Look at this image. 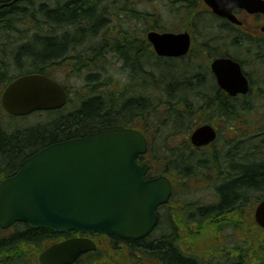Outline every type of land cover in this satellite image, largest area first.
<instances>
[{"label": "trees", "instance_id": "obj_1", "mask_svg": "<svg viewBox=\"0 0 264 264\" xmlns=\"http://www.w3.org/2000/svg\"><path fill=\"white\" fill-rule=\"evenodd\" d=\"M12 1L0 0V4L6 5L0 9L1 25L8 19L11 26L15 20L30 18L31 23L37 25L29 45H22L10 53L15 57L17 73L53 75L56 70L67 77H83L84 84L80 86L79 99L71 97L69 104L61 110L35 113L44 120L33 123L28 122L29 116L16 118L6 114L0 104V178L16 173L27 157L49 144L103 129L135 126L136 120L141 126L140 118L144 116L149 140L146 158L152 164V173H164L171 162L174 175L188 179L187 184L192 180L194 183L191 184L196 186L207 184L214 195L222 196L223 202L219 206L202 210L204 226L207 220L214 222L223 212L226 215L227 205L232 204V211H243L242 197L254 194L250 190L259 193L256 197H262L264 191L257 185L264 183V166L245 168L235 164L236 169L240 167L241 177L222 182L220 174L214 171L223 164L214 146L210 147L211 153H201L205 148H195L187 139L197 121H211V116L217 113L225 116L229 109L235 108L238 112L237 105L243 107L242 102L247 96L231 97L219 89L209 67L214 58L229 56L239 61L245 70V55L249 54L250 44H258L257 41L249 43L237 28L223 23V19L208 10H201L202 0H165L166 8L178 21L172 29L162 24L163 16L151 6L155 0H28L27 6L20 2L8 5ZM35 2L37 6L33 5ZM59 3L62 4L57 6ZM131 3L135 6L127 5ZM126 12L135 15L128 25L121 20ZM110 17L114 28L106 23ZM138 25L145 27L144 32L140 27L136 28ZM215 27L217 35L212 32ZM183 28L193 38H203L201 44H193L190 53L196 52L205 61L201 66L187 60L190 54L178 59L159 57L152 52L145 36L148 30L178 32ZM217 44L232 47L235 52L223 50ZM251 57L256 59L257 55L253 53ZM1 76L0 83L4 86L18 77L8 78L9 72L4 69ZM206 83L214 86L209 88ZM141 88L146 91V96L140 100ZM150 89L155 92L153 101L147 98ZM180 105L187 110L179 108ZM149 114H153L152 125ZM200 115L205 119L198 117ZM193 117L198 120L194 121ZM185 135L188 136L178 148L170 147L177 137ZM227 144L231 145L229 141ZM161 148L167 149L169 154H161ZM225 155L229 157L228 153ZM188 213L190 219H187L186 229H163L161 219L157 229L145 239L130 241L109 237V240L125 244L122 264L131 263L132 259H137V264H196L195 241L189 243L190 238L195 239V229L191 227L195 224L194 209L188 208ZM15 227L18 232L28 230L22 234L16 232L18 234L11 236L10 241H0L1 247L9 242L7 264H34L44 249L47 235L66 237L46 229H31L21 223ZM213 230L222 229L209 232ZM96 236L98 239L95 240L99 242L104 234ZM187 246L193 248L191 253L185 252ZM251 246L255 247L256 254L261 250L264 255V237L260 242L252 241ZM4 249L0 253L5 252ZM102 258L103 255L95 251L84 255L76 264H101ZM260 263L264 264V260Z\"/></svg>", "mask_w": 264, "mask_h": 264}, {"label": "water", "instance_id": "obj_2", "mask_svg": "<svg viewBox=\"0 0 264 264\" xmlns=\"http://www.w3.org/2000/svg\"><path fill=\"white\" fill-rule=\"evenodd\" d=\"M18 1L26 0L13 3ZM204 1L216 14L238 24L235 8L264 13V0ZM149 41L164 57L184 56L192 45L188 32L153 31ZM211 69L220 88L230 95L249 91L238 61L217 58ZM67 101L65 88L41 74L14 80L2 96L3 107L14 116L58 109ZM216 137L214 127L207 124L197 128L191 140L195 146H205ZM147 151V138L132 128L105 129L48 145L25 159L18 172L0 184V226L6 229L23 222L33 229L58 233L104 232L127 240L145 238L158 224L157 208L169 202L172 193L167 177H147L150 166L139 160ZM256 220L264 227V201L257 207ZM96 248L88 237L70 238L47 248L39 261L73 264Z\"/></svg>", "mask_w": 264, "mask_h": 264}, {"label": "flooded vegetation", "instance_id": "obj_3", "mask_svg": "<svg viewBox=\"0 0 264 264\" xmlns=\"http://www.w3.org/2000/svg\"><path fill=\"white\" fill-rule=\"evenodd\" d=\"M60 4L62 3H59L57 6H59ZM127 5L135 6V4H132V3L127 4ZM233 13L240 20V24H234L227 19H223V23H228L232 25L233 27L237 28L239 31H241L249 43H251L252 41L258 42V44H254V45L250 44L249 54L246 57L245 75L249 81V91L245 95L247 96L245 105L248 106L250 101L254 99L255 95H258L257 94L258 87L257 85H255V82L253 80L255 71H259L260 76H263L264 78V14L263 13L251 14L239 8L235 9ZM215 17L218 18V16H215ZM134 18H135V15L133 13L126 12L124 15H122L121 20L126 25H128V23ZM9 21H10L9 19L5 20L4 21L5 24L3 25L0 24V26L7 25ZM106 23L110 24L111 27L114 28L112 24V17H110V19H108ZM138 27H140L142 31L144 32L145 27L138 25L136 28ZM150 31L152 30L147 31L145 35L146 39H147V34ZM256 48H257V51H256ZM150 49L152 50V52H154V48L152 44H150ZM253 53L257 55L256 59H253L251 57ZM257 65L260 68L259 70L257 68ZM54 71L58 73L56 70ZM141 99H142V95H141ZM263 105H264V102H263ZM261 107H262L261 109H263L262 118L264 119V107L263 106ZM142 130L144 131V129ZM260 132L262 133V136L264 137V132H262V130H260ZM210 147L211 146H205V147H199V148L200 149L202 148L210 149ZM262 149L263 151H261L260 156H258L259 159L252 160V159L247 158L246 156L249 155V152H247L246 155L243 157L244 159L243 161L234 162L233 158L231 157V148H230L228 154H229L231 162L228 163L229 169L227 168V171H226L227 176H228V173L230 172V176L227 177L226 181L232 182L235 179L241 177L240 172H239L240 167L236 169L235 164H238L240 166L244 165L245 168L264 166V146L262 147ZM172 165L173 164L171 162L168 163L167 164L168 169L163 173L165 176H167L170 179L172 183V194H171L169 202L160 206L157 209V213L159 216V224L161 222V219H163V225H162L163 229H186L187 219H190L189 218L190 212L188 213L187 203L182 202L180 199V196L176 198L179 190L181 189V178L174 175L175 172L171 168ZM220 169L219 170L214 169V171H216V174H220L221 181L225 182L226 175L222 174L223 172L222 170L220 171ZM241 171H244V169ZM150 173H151V170H150ZM5 178H0V184ZM257 186H259L264 191V183L259 184ZM249 187L251 186L249 185ZM252 191L255 192V190H250V192ZM263 200H264V192H263L262 197H258L257 200H252V195H243L242 197V201H244L243 211H240V210L232 211L231 210V208H233L232 204L227 205L225 206L227 207V211H228L226 215L224 214L225 212H223L220 218L217 220H214V222H213V219L207 220L205 226L203 225L204 217L202 216V212H203L202 210L204 209L211 210L212 208L208 206H214V207L219 206L223 202V199H222V196L220 195H213V197L209 196L207 203H202V199L197 200L198 202L195 204V207H194L195 224L191 226L195 229V239L190 238V242H189L191 244V242L195 241L194 243V253H195L194 255H196L195 263L196 264H204V263H207V264H262L263 262L262 263L260 262L264 260V255L261 254L262 252L261 250L259 251L258 254H256L255 247L251 246V242L252 241L260 242L262 237H264V233H261V230L264 231V228L262 226H259L256 220L257 207ZM245 205H247L246 209H245ZM251 219L253 220V222H251ZM179 220L181 221V225L179 224ZM220 224H223V226L221 227ZM211 229H222V230H219V231L213 230V232H209ZM27 230L28 229L25 228L24 231L18 232V229H16L15 225L10 228H6V229L0 226V241H4V240L10 241L11 236L18 234V233L22 234L23 232H26ZM230 230L231 232L229 233ZM232 233L233 235L236 233L237 237L239 238L241 237L242 240L238 239V241L236 242L233 238ZM60 235L62 236L65 235L66 237L60 238L57 236L53 237L50 234L47 235L48 238H46L44 245L46 244L50 246L51 244H54L58 241L60 242L68 238L80 236V235H66V234H60ZM104 236L101 237V241L99 242L95 240V239H98L96 235L92 236V238L98 244V248L96 251H99L103 255V258L101 259V264H122L121 255L123 254V249L125 247V244H123V242L110 241L109 237L111 236H108L105 234ZM212 241H214L212 243V247L201 245V243L203 242L211 243ZM8 243H5L4 245H2V247L0 246V251H2L3 247L5 248L4 249L5 252L0 253V264H7L8 262L7 260L9 258V252H10L9 248L7 247L9 246ZM42 245L43 244L41 243L40 247ZM190 249H193V248L190 246L189 247L187 246L184 250L185 252L191 253ZM35 262L36 263L34 264H40L38 257L35 259ZM127 264H137V259H132L131 263H127Z\"/></svg>", "mask_w": 264, "mask_h": 264}, {"label": "rangeland", "instance_id": "obj_4", "mask_svg": "<svg viewBox=\"0 0 264 264\" xmlns=\"http://www.w3.org/2000/svg\"><path fill=\"white\" fill-rule=\"evenodd\" d=\"M166 2L167 1L165 0H155L154 2L151 3V6L156 11V13L163 16L162 24L167 26L169 29H172L174 28V26H176L178 21H176V19H174L171 16L170 12L166 8V5H165ZM33 5L37 6L38 4L37 2H35ZM23 6H27V4L24 3ZM200 6H201L200 8L201 10H206V9L208 10V7L202 5V3H200ZM201 10H199V12H201ZM36 28H37V25H33L31 23V18L27 20L20 19L19 21L15 20L13 21V25L11 26H8V24L4 26H0V82L2 81V76H1L2 69L7 70L9 72L8 78L18 75L16 74L17 68L15 64V57H13V55L10 53L13 49H15V52H16L17 48L22 45H29V43L33 40L35 36ZM184 28L182 31H185ZM212 32L214 35L219 34L216 31V27L212 30ZM201 41H203V38L200 36H197L196 39L193 38V44H199V43L201 44ZM217 45L222 47L223 50L226 48V49H229L231 53L232 51L235 52V50L232 47L224 46L222 44H217ZM198 54L200 55L199 52ZM204 58L208 59V56H204ZM187 60L193 63L194 65H200V66L204 61L203 59L201 60L200 56H198L196 52L194 55L190 54ZM210 62H211V59H210ZM209 68L211 71V67ZM257 68H258V65H257ZM56 75L59 81H65L64 83L67 85L69 90L72 91V97L79 99L78 97L79 89H80V86L84 84L83 79H82L83 77L80 78L76 75L74 77H67V76H64L62 72H58V74ZM263 79H264L263 76H260V72L255 71L253 80L255 82V85H257L258 87V93H257L258 95H255L254 99L250 101L248 106L245 105V101H243L242 102L243 107L237 105L239 107L238 112L237 111L235 112L234 110L235 108L229 109V111H227L225 116L220 115V113H217L215 116H211V121H207V122L197 121L198 123H195L194 126L192 127L193 130H195L199 128L200 126L208 124V125H212L215 129L218 130L219 137L216 143L214 144L213 149L218 151L220 159L223 163L221 170L223 172L222 174L226 175L225 180L227 179L228 176H230V172L228 173V176H227L226 171L228 168V163L231 162V160H230V157H227L225 155L229 153L230 148H231V157L233 158L234 162L243 161L244 160L243 157L246 155L247 152H249V155L246 156L247 158L252 159V160L259 159L258 156H260V152L263 151V149L260 147L261 143L264 141V137L262 136V133L260 132V130L264 132V119L262 118L263 109H261L262 108L261 106L264 107L263 105L264 80ZM215 82H216V79H215ZM206 84H209L208 85L209 88L214 86V84L212 85L210 83H206ZM3 89H4V83H0V95ZM219 89L221 88L219 87ZM139 91L141 92L142 96H146V91L143 88L139 89ZM154 95H155L154 90H151V89L148 90V96H149L148 98H150L151 101L155 99ZM139 99L141 100V96H139ZM195 101L196 102H194V104L197 105L198 101L197 100ZM179 108L184 109L185 111L187 110L182 105H180ZM152 115L150 116L149 114L150 125L153 124ZM198 117L202 118L203 116L200 115ZM39 119L40 121L44 120V117L39 118L38 115H32L30 118H27L28 122H31V123L36 122ZM136 119H139V118H136ZM140 119H142L143 124L139 126L137 124L139 120H136L135 126L141 127V128L143 127V129L145 130L144 116H141ZM195 119L198 120V118L193 117L194 121ZM202 119H205V118H202ZM5 122L11 125L8 121H5ZM17 122L20 123V121H17ZM192 131L190 134L193 133ZM186 136L188 135H185L183 137H177L176 141H173L170 143V147L178 148L179 145H181L185 141ZM228 141L231 143L230 146H228L227 144ZM204 151L211 153L213 150L211 148L203 149L201 153H203ZM163 152L166 154H169V152H167V149L164 150V148L163 149L161 148L160 153L163 154ZM176 163L177 162H175L174 164ZM187 180L188 179L186 178L181 179V189L179 190L176 198L180 196L181 201L184 203H187L188 205L187 207L189 209H194L195 204L198 202L197 200L202 199V203H207L209 196L213 197L214 195L213 189L210 188L208 190L207 184L202 185L200 183L199 186H196L194 184H191V183H194L192 182L193 180L191 181L190 184H187ZM251 193H254L252 194V200L258 199V197H256V195L259 194L258 192L257 194L256 192H253V191ZM230 232L231 230L229 231V233ZM233 238L236 242L238 241V239L242 240L241 237L240 238L237 237L236 233L233 235ZM213 242L214 241H212L211 243L203 242L201 243V245L212 247Z\"/></svg>", "mask_w": 264, "mask_h": 264}]
</instances>
